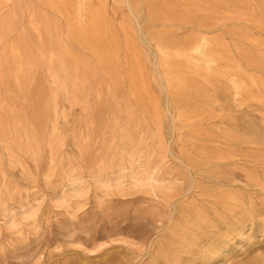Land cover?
<instances>
[{
  "label": "rangeland",
  "instance_id": "374dc122",
  "mask_svg": "<svg viewBox=\"0 0 264 264\" xmlns=\"http://www.w3.org/2000/svg\"><path fill=\"white\" fill-rule=\"evenodd\" d=\"M163 1L102 0L106 27L118 35L117 84L54 14L50 76L39 68L35 80L0 85V264H197L234 217L222 202L239 195L247 209L264 207V2L223 0L210 16L212 0H197L196 11L185 0L173 11L187 19L165 21L149 9ZM99 7L74 2L72 22L88 33V11ZM123 24L157 120L132 96ZM204 39L216 56L211 74L187 51L174 63L184 86L169 92L159 40ZM76 63L85 79L74 76ZM234 83L243 91L235 94ZM183 89L186 99L174 95ZM196 210L215 228L196 231L192 253L178 251L175 230ZM254 223V246L228 264L263 262L264 224L258 215Z\"/></svg>",
  "mask_w": 264,
  "mask_h": 264
},
{
  "label": "bare ground",
  "instance_id": "6f19581e",
  "mask_svg": "<svg viewBox=\"0 0 264 264\" xmlns=\"http://www.w3.org/2000/svg\"><path fill=\"white\" fill-rule=\"evenodd\" d=\"M76 1L80 0H0V85H20L22 82L35 80V73L39 68L45 69L50 76L54 64L52 53L54 14L63 17L66 23H71L66 27L68 32L75 34L74 37L78 44L89 50L99 60L110 80L117 84L115 67L118 60V35L106 27L102 0H96L101 7L88 11L86 22L88 33L84 32L80 24L72 22L73 6ZM180 1L182 3L185 0H164L159 4L151 3L149 4V9L153 11L156 17L165 21H171L175 17L185 20L187 19L184 15L185 13L178 16L173 11L175 3ZM212 1V8L207 4L204 7V12L210 16L223 5V0ZM238 1L240 2V0ZM258 1L264 2V0ZM125 3L131 6L130 0H125ZM189 5L192 10H197V0L189 1ZM226 12L233 19L243 15L252 20V16L248 12L238 14L237 12H232L229 8H227ZM262 12L264 13V10ZM121 30L126 37L125 47L132 57L129 64L132 96L141 104L146 101V104L151 109V111L147 110L148 113L152 115L154 120H157V108L150 98L147 83L144 79L142 58L131 42L127 25L123 24ZM245 36L243 35V37ZM158 50L161 55L158 64L165 71L164 79L169 92H173L176 87L184 86L182 78L175 71L176 65L174 63H176V60L186 58L187 51H191L197 61L208 64L205 68L208 75L211 74L210 64L216 58L207 49L205 39L201 43L191 42L184 45H179L174 41L168 44L159 40ZM222 50H224L223 47ZM170 53H172V57H170ZM61 54L63 58L68 55L65 49H62ZM247 60L249 62L253 61L250 57ZM186 61L190 63L189 60L186 59ZM253 63L258 65L255 61ZM73 74L78 79H85L87 75L85 67L77 63L73 67ZM204 78V84L210 83L208 76ZM250 83L253 86H259L254 80H251ZM232 86L235 94L243 91L241 86L235 83ZM178 89H182V87ZM184 89L183 91L175 92L174 95L178 98L186 99L188 95L184 92ZM198 94L201 96L203 92L200 90ZM196 96L199 97L198 95ZM261 97L264 98V88L261 92ZM209 160H212V158ZM227 201L231 202V204L222 202V210L229 214L232 213L234 217L227 223L226 230L222 235L215 236L206 245L202 246V249L196 254L198 256V258H195L198 259L197 264H228L233 253L246 254L254 246L255 215H258L264 224V207L255 210L256 208L250 205L247 209L245 208L244 198L239 195H234L232 198L228 197ZM219 206H221L220 203ZM214 212L216 211L214 210ZM257 212L259 213L257 214ZM216 215L222 218L219 211ZM191 218V220L184 218L180 228L175 230L177 236L174 237L176 240L178 239V251H184L188 246L191 248L190 252L192 253V248L197 246L196 231L206 227L212 228V226L215 228L214 222L207 219L206 211L204 210H196ZM234 238L237 244L230 245ZM261 258H264V255ZM260 264H264V260Z\"/></svg>",
  "mask_w": 264,
  "mask_h": 264
}]
</instances>
